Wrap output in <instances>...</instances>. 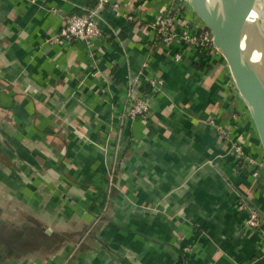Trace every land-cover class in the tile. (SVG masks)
I'll return each mask as SVG.
<instances>
[{"label": "crops", "instance_id": "obj_1", "mask_svg": "<svg viewBox=\"0 0 264 264\" xmlns=\"http://www.w3.org/2000/svg\"><path fill=\"white\" fill-rule=\"evenodd\" d=\"M118 1L134 20L103 10L91 53L54 37L98 0H0V231L20 216L19 241L33 224L52 240L0 264H264V167L254 180L231 152L244 139L262 162L227 63L161 40L174 0ZM136 95L146 123L121 118Z\"/></svg>", "mask_w": 264, "mask_h": 264}, {"label": "built area", "instance_id": "obj_2", "mask_svg": "<svg viewBox=\"0 0 264 264\" xmlns=\"http://www.w3.org/2000/svg\"><path fill=\"white\" fill-rule=\"evenodd\" d=\"M105 9H108L116 17L124 16L129 21L134 20L132 16L122 13L120 1L98 0V7L95 10L66 18L64 25L54 37V40L70 45L77 42L85 43L92 53L96 50V41L102 35L101 12ZM185 13L187 14V8L185 9L183 3L179 1L169 3L164 7L155 22L157 33L162 41L168 46L178 43L186 48L196 49L212 59L219 55L223 58L220 50L214 44L212 33L206 27L198 28L197 24H195L194 20H200L197 14L194 12L195 17L189 18L185 16ZM176 57L179 58L178 55ZM143 82L155 92L159 91L162 85L159 79L150 78L147 75L144 76ZM132 99L134 100L132 103V114L147 120L149 117V106L146 98L142 95H136ZM218 130L223 136L229 135V131L227 132L222 127H218ZM244 145L245 140L238 139L232 142L231 146V152L237 160L238 170L241 173L250 174L252 179L259 181L263 178L262 170L264 164L246 153ZM243 208L246 207L243 206ZM246 224L251 230L260 231L262 220L257 212L249 210Z\"/></svg>", "mask_w": 264, "mask_h": 264}, {"label": "water", "instance_id": "obj_3", "mask_svg": "<svg viewBox=\"0 0 264 264\" xmlns=\"http://www.w3.org/2000/svg\"><path fill=\"white\" fill-rule=\"evenodd\" d=\"M187 1L212 33L214 44L228 65L252 118L260 157L264 164V79L244 58L242 50L243 30L258 0H218L215 4H212L211 0Z\"/></svg>", "mask_w": 264, "mask_h": 264}, {"label": "bare ground", "instance_id": "obj_4", "mask_svg": "<svg viewBox=\"0 0 264 264\" xmlns=\"http://www.w3.org/2000/svg\"><path fill=\"white\" fill-rule=\"evenodd\" d=\"M217 2L211 0L212 4ZM248 28L246 38L242 41L243 56L264 79V0H258L248 19Z\"/></svg>", "mask_w": 264, "mask_h": 264}, {"label": "trees", "instance_id": "obj_5", "mask_svg": "<svg viewBox=\"0 0 264 264\" xmlns=\"http://www.w3.org/2000/svg\"><path fill=\"white\" fill-rule=\"evenodd\" d=\"M97 7H98V3L96 7L92 8L89 11H93ZM147 89H151V88L148 86ZM18 234L19 232L17 231V227L15 223L6 225L0 231V260L4 259L6 255H12L13 253L19 252L21 250H26L29 253L34 252L35 250L39 249L40 244L45 249L47 248V246L51 245L52 242V240L48 239L50 237L36 234L35 230L29 231L28 237L22 239V241H19ZM44 237H46L48 240H46V242H42V240L39 242L38 239L39 238L44 239Z\"/></svg>", "mask_w": 264, "mask_h": 264}, {"label": "rangeland", "instance_id": "obj_6", "mask_svg": "<svg viewBox=\"0 0 264 264\" xmlns=\"http://www.w3.org/2000/svg\"><path fill=\"white\" fill-rule=\"evenodd\" d=\"M176 2H178V0H175V2L174 3H176ZM179 2L180 3H183V6L185 7V9L186 8H188V5H189V3H188V1L187 0H179ZM248 22V21H247ZM203 25H204V27H206V25L203 23ZM246 26V25H245ZM207 28V27H206ZM222 54V53H221ZM218 58V59H217ZM219 58H221V55H219L218 57H216L215 58V60H219ZM214 60V59H213ZM221 66V65H220ZM232 76V75H231ZM233 78V77H232ZM234 80V79H233ZM232 88H234V92L237 94V96H240V94H239V91H238V89H237V87L235 86V85H232ZM160 91V90H159ZM159 91H157V92H159ZM233 93V92H232ZM133 97H131L130 98V107H129V109L124 113V114H122L121 115V118H123V119H129V120H136L137 118H139V117H137V116H134L133 114H132V108H133V99H132ZM149 106V105H148ZM141 119V118H140ZM149 119H150V107H149V117H148V119L147 120H144V119H142V121L144 122V123H146V122H148L149 121ZM253 128H254V126H253ZM257 159V158H256ZM257 160H259V159H257ZM263 163V162H262ZM4 196V195H3ZM6 196H4V198H5ZM3 201H4V199H3V197H2V195H0V204H2L3 203ZM14 201H12L10 204H13V205H15V203L16 202H14ZM4 204V203H3ZM17 216V215H16ZM14 217V216H13ZM13 217H11V218H13ZM20 219V216H17L16 218H15V222L14 223H18V220ZM33 229H35V224H33V227H29V230H33ZM17 231L19 232L20 231V227L17 225ZM263 235V234H262Z\"/></svg>", "mask_w": 264, "mask_h": 264}]
</instances>
